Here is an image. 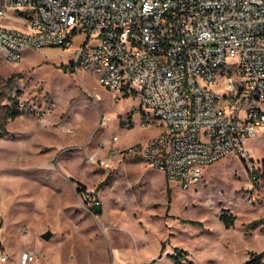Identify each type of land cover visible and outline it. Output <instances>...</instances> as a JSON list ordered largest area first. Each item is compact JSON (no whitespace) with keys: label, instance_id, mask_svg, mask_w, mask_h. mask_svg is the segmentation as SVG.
Returning a JSON list of instances; mask_svg holds the SVG:
<instances>
[{"label":"rangeland","instance_id":"1","mask_svg":"<svg viewBox=\"0 0 264 264\" xmlns=\"http://www.w3.org/2000/svg\"><path fill=\"white\" fill-rule=\"evenodd\" d=\"M0 18L28 29L14 16ZM72 51L27 48L17 62L0 51V89H18L25 110L8 121L7 133L0 130L3 264H22L24 250L35 254L27 264H177L176 247L194 264H247L250 250L264 251V174L254 188L248 159L224 156L188 188L139 156L113 155L108 165L89 160L109 156L114 134L127 146L161 125L146 120L133 94L116 100L97 73L74 68ZM246 146L263 170L264 129ZM223 210L235 215L233 226L226 227ZM47 229L50 239L42 236Z\"/></svg>","mask_w":264,"mask_h":264},{"label":"built area","instance_id":"2","mask_svg":"<svg viewBox=\"0 0 264 264\" xmlns=\"http://www.w3.org/2000/svg\"><path fill=\"white\" fill-rule=\"evenodd\" d=\"M8 9L28 29L0 23L7 59L19 61L27 48L73 47L74 68L97 73L116 100L133 94L146 120L161 125L127 146L114 134L109 156L91 162L139 156L188 188L207 165L237 154L260 187L246 140L264 129V0H3L0 16ZM34 257L24 250L20 261ZM8 258L0 254V264Z\"/></svg>","mask_w":264,"mask_h":264},{"label":"trees","instance_id":"3","mask_svg":"<svg viewBox=\"0 0 264 264\" xmlns=\"http://www.w3.org/2000/svg\"><path fill=\"white\" fill-rule=\"evenodd\" d=\"M10 80L11 79L9 78L8 81ZM19 94H20V91L18 89H17V93L14 95H12L11 93H5L3 88L0 89V130L3 133L8 132V129H7L8 121L10 119L16 118L17 116L21 115L25 111L24 106L21 104V101L19 99ZM4 98L8 99L9 103H3ZM257 172L263 175L264 165H263V170L258 169ZM103 183L104 182H102L101 184ZM167 191H168V198L170 201L171 187L169 185L167 186ZM220 217L224 221L226 227L233 226L235 222V215L229 214L227 210H223ZM261 221L262 219L254 220L250 223L249 226L251 228H256L257 226H259ZM194 222H200V221H194ZM261 229L264 231V226H262ZM175 250H176V253L172 254L171 256L175 259V262L177 264H194L193 261L184 260L181 257V255L183 254L182 251H184V249L180 247H176ZM249 254H250V258L247 260V264H264V251L257 252L255 250H250Z\"/></svg>","mask_w":264,"mask_h":264},{"label":"crops","instance_id":"4","mask_svg":"<svg viewBox=\"0 0 264 264\" xmlns=\"http://www.w3.org/2000/svg\"><path fill=\"white\" fill-rule=\"evenodd\" d=\"M6 16H14L16 18L17 17V14L12 10L9 12V9L7 10V15ZM19 20L23 21L22 19L18 18ZM0 23L2 24H5V25H9V26H16V27H22L21 25L17 24V23H14V22H11V21H7V20H3L0 18ZM25 26H23L22 28H24ZM161 130V129H160ZM151 137V136H150Z\"/></svg>","mask_w":264,"mask_h":264},{"label":"water","instance_id":"5","mask_svg":"<svg viewBox=\"0 0 264 264\" xmlns=\"http://www.w3.org/2000/svg\"><path fill=\"white\" fill-rule=\"evenodd\" d=\"M95 208L97 210H101L102 209V203L101 202H96L95 203ZM1 224V223H0ZM53 235V231L51 229H47L45 230L43 233H42V236L45 238V239H50V237Z\"/></svg>","mask_w":264,"mask_h":264}]
</instances>
